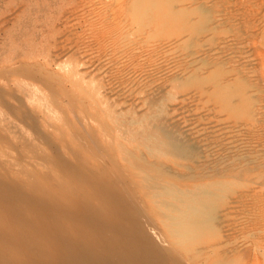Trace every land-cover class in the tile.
I'll list each match as a JSON object with an SVG mask.
<instances>
[{"label":"rangeland","instance_id":"1","mask_svg":"<svg viewBox=\"0 0 264 264\" xmlns=\"http://www.w3.org/2000/svg\"><path fill=\"white\" fill-rule=\"evenodd\" d=\"M153 1H158V5L154 6ZM259 18L264 21V0H0V184H3L0 186L5 188L6 182L8 186L17 182L15 186H19L23 197L27 191L43 193L47 198L50 196L57 206L81 192L77 196L81 199L80 195H83L82 199L86 201L90 199L91 205L96 207L100 201L97 203L95 189L90 186L105 173L111 184L114 182L113 185L117 186L119 182L118 185L126 191L136 185L135 191L131 192L133 195L137 193L134 196L136 201L139 199L137 204H140L141 211L140 214L134 213L138 217L132 218L135 222L130 234L142 238L137 240L139 243L143 239L146 243L149 240L156 247L160 242L159 248L163 249L167 238L166 222L157 213L170 212L164 211L161 202L178 203L182 190L211 184L214 179H209L206 174L214 167L212 164L217 158L215 166H225L232 155L238 157L245 153L238 148L235 149L238 152L233 151V147L230 150L228 146L231 134L240 133L241 137L236 135L243 137L239 124L244 120L241 99L245 93L246 61L254 55L251 44L263 25ZM248 30L253 33L254 40L247 34ZM194 78H204L207 83L195 86ZM256 82L255 94L259 93ZM221 87L228 90V96H219ZM234 88L243 90L237 101L233 100ZM157 140L168 142L158 148ZM172 143H183L184 146L178 148ZM190 145H196L199 157L193 160L180 158L181 151L186 150L184 147ZM130 152L145 158L140 160L147 162V170L141 167L139 170L135 165L136 159L127 158L126 154ZM82 165L86 170L93 169L86 171L80 168ZM125 166L128 168L124 170ZM75 167L76 170L80 168L77 172L84 176H80L82 179L93 173L90 178L86 177L89 182L81 180L77 172L72 173L71 169L75 170ZM158 167L162 170L159 171ZM185 168L192 172L188 173ZM111 171L114 175L108 173ZM159 173L163 177L158 176ZM166 173H169V178ZM170 173L176 177L171 179ZM144 174L153 180L145 183ZM178 175L181 179L177 178ZM176 178L180 181L176 182ZM171 184L176 188L175 198L158 196L159 186ZM68 185H71L70 189ZM249 186V190L259 194V185L253 183V187ZM72 191L77 194H72ZM240 191L238 188L233 196ZM16 200L18 197L14 205ZM19 201L22 208L27 206L24 200ZM18 203L17 207H20ZM127 206L124 210L130 211L129 215L133 214L134 211ZM2 207L0 216L8 208ZM27 207L23 213L28 218L33 211L30 208L28 211ZM61 216L53 217L60 218L67 226L74 221ZM254 217L247 212L245 215L240 213L224 223L223 230L230 228L231 232L239 225L233 235V239L237 234L240 237L234 239L238 248L250 246L255 238L261 240L262 236L259 237L260 233L251 225ZM144 225L145 229L152 226L150 231L154 229V234L152 231L149 234V229L142 230ZM17 226L15 224L14 228L20 229V225ZM139 234L143 235L140 237ZM262 254L264 248L260 256L256 255L255 259L254 256L252 259L245 257L239 264H248L252 262L250 259L253 264H264Z\"/></svg>","mask_w":264,"mask_h":264},{"label":"bare ground","instance_id":"2","mask_svg":"<svg viewBox=\"0 0 264 264\" xmlns=\"http://www.w3.org/2000/svg\"><path fill=\"white\" fill-rule=\"evenodd\" d=\"M153 2H154L153 3L154 6L158 5V4H156L158 1H156V2L153 1ZM238 2H240V1H238ZM261 3H262V1H261ZM259 9H260V7H259ZM250 12H253V11H250ZM254 16H256V14H254ZM256 17H259V16H256ZM256 17H254V18H256ZM250 18L251 17H249V19ZM246 19H248V18H246ZM260 19L261 18H259V20ZM253 20L255 21V19H253ZM231 22H232V20H231ZM257 23H260V22H257ZM258 28H260V27H258ZM248 29H249V27H248ZM254 30L256 31V29H254ZM247 34L249 35L250 38H253V33H250L249 30H248ZM255 36L257 39L255 38L256 39L255 41H253V42L251 41L252 42L251 45H253L251 47H252V50L254 52L253 58L248 59L246 61L248 67L246 66L247 71H246L245 77H244L245 86H243L244 84L240 83L245 88V90H244L243 87L242 88L240 87L241 89H243L245 91V93H243V97H242V95H240L243 90L241 91L240 88H236V89L234 88L235 92H234L233 100L237 101L236 98L238 99V97L241 96L242 97L241 101H243L242 102V109L244 110V120H243V122H240L241 124H239V126L241 127L240 131H241L243 137H242V139L239 138L240 133L234 132L236 134H239V136L236 134H231V136L229 135L230 140H229V146H228L230 150H231V147H233V149H232L233 151L238 152V150H235L236 148H238L239 150L240 149L245 150V153H244V155L241 153L242 156L238 155V157H236L237 155L236 156L232 155L233 157H231V159L229 160L230 162L228 161L229 162V163L227 162L228 165H225V166L219 165V164H217L215 166V162H217L219 160L217 158L218 160L216 159L214 164H212V165H214V167L212 166L210 172H207V174H206V177H209V179L210 178L214 179L211 182V184L204 185V187L203 186H194V188H192L190 190H186V191L182 190L180 199L178 198L179 199L178 203H171L168 201H162L161 200L162 201L161 204L164 208V211L166 210V211L170 212L169 214L168 213L163 214L161 212L157 213V215L159 214V216L163 217V219H165L164 222H166V224L164 226V229L166 231V237H167L166 242L164 244L165 249L159 248L161 246L160 242H159V245H157L158 247L157 246L155 247V245L150 244L149 240L146 243L145 242L146 240L144 241V239H143L139 243L137 240H140L142 238L138 239V238H136V235L135 236L133 235L134 233L132 234L134 237L130 234V230L133 226V223L135 222V221L133 222L134 219H132V218H134V216H135L137 219V217H138L137 214L135 215L134 213L135 212L139 213L141 211L139 208L140 204L139 205L137 204V201L139 199L137 201L135 200L136 199L135 198L136 192H134L135 196L131 192L132 190H134L133 188L136 185H134L132 187H130L131 186L130 185L129 187L132 188V190L126 191L123 188H121L122 186L120 187L118 185L119 182L117 183V186L113 185L114 180L112 181L113 184H111V182H110L111 180H109L110 177H108V175H106L104 173V175H105L104 177L102 176L103 175L102 174L100 177H98V178L96 177L97 179L94 180V182L91 179L94 186L92 184H90V185H92V186H90L88 183V185L91 188L94 187L93 189H95L94 194H96V195H94V196H97V198H98L97 203L100 201V204L98 206L95 207V206L91 205V203L89 202L90 199H88L90 196H87L88 197L87 199L89 201H86V199L85 200L82 199L83 195H80V197H81V199H80L77 195L79 193L81 194V192H78V194H77L76 192H73L74 191L73 189H71V190H73L72 194L74 193L77 195H71L70 196V194L68 193L69 195H67V196H70L71 199L67 200L66 202H63V204L60 203V205L57 206V205H55L56 204L55 201L52 198H50V196L47 198V196H44L45 194H43V193H42V195L39 193H33L32 194V193H29L27 191L28 194L25 193L26 195H24V197H23L21 194H24V193L20 192L19 186L18 187L15 186V185H17V182H16L17 180L15 179L16 184L14 185L12 183L13 186L12 185L8 186V182H6L7 187L2 188V186H0L1 187V189H0V209L3 205H4L3 206L4 208L2 207L3 209H5V206L6 207L8 206V208H6L7 210L4 211V214L2 213V215L0 216V264H239L243 260V258H245V257L252 259L251 256H254L253 259H255L256 255L260 256L261 251L264 248V245H263V242H264V51H263V48H264L263 47L264 46V21H263L262 27L258 30V32L256 33ZM233 40H235V39H233ZM239 40H240V38H239ZM245 40H246V38H245ZM253 40H254V38H253ZM232 43H234V42H232ZM208 52L210 53L211 51H208ZM254 71L256 72V76H254V78H253L252 74ZM244 72H245V70H244ZM229 74L232 75L231 73H229ZM204 78L203 79L202 78H194L193 84L195 86H200L201 84H204L205 83ZM188 80H189V78H188ZM255 80H257L256 87L259 89V93H257V94H255V90H254ZM208 81H209V76H208ZM242 82H243V80H242ZM191 84H192V82H191ZM229 84H231V83H229ZM237 84H239V83H237ZM220 94L222 95V97L228 96V90L223 89V87H221L219 90V96H221ZM229 95L231 96V94H229ZM75 101H76V99H75ZM19 110H21V109H19ZM23 111H25V110H23ZM95 120H96V118H95ZM238 130H239V128L237 129V131ZM167 142H168L167 140H162V141L157 140L156 141L157 147L159 148V147L165 145ZM219 142H221V141H218V143ZM209 143H211V142H209ZM120 145H121V143H120ZM172 145L177 146L178 148H181L184 146L183 143H172ZM221 145L222 144H220V146ZM121 146H123V145H121ZM184 148L186 150H184L183 152L181 151V154L179 156L180 158L182 157L184 159L193 160V159L199 157V152H198L196 145H194V146L190 145V146L184 147ZM125 149L127 150V148L124 147V150ZM242 150H240V151H242ZM92 151H93V149H92ZM120 153H124V152H120ZM104 154L105 153H103L102 155H104ZM122 155H124V154H122ZM113 156H115V155H113ZM126 156H127V158L129 157V158L136 159L137 163L135 162L136 163L135 165L138 167L139 170H140L139 167H141L144 170H147V167L145 166V165H147L146 164L147 162L140 160V159H145V158H142V156H140L141 158H139V156L133 152L127 153ZM225 156H227V159L229 158L228 155H225ZM55 157H57V156H55ZM221 158H223V157H221ZM224 158H226V157H224ZM90 159H92V158H90ZM101 159L104 160L103 157ZM110 159L112 160V158H110ZM61 160H62V158H61ZM111 160H110V163H111ZM114 160H116V158ZM56 161H58V160H56ZM140 161L144 162V164H142V163L139 164ZM116 162H114L113 164H115ZM222 162L223 161H221V163ZM103 163L106 166L105 161ZM84 165H82V167H80V168L85 169ZM148 165H150V164L148 163ZM153 165H155V164H153ZM210 165H211V163L208 166L206 165L207 168L210 167ZM150 166L153 167L152 164ZM57 167H59V166L57 165ZM109 167H110V164H109ZM118 167L120 168V166H118ZM190 167H192V165ZM190 167L187 169H190ZM90 168H88V169H90ZM125 168L127 169L128 167L125 166L124 170H125ZM163 168L165 169L166 167H163ZM167 168L168 169H166V171L169 170V167H167ZM72 169H71V171H74V172H72L74 174H76L75 172H77L79 170V169L76 170V167H75V170H74V168H72ZM83 169H81V170H83ZM92 169L93 168H91L90 170H92ZM114 169H116V166ZM132 169H133V167H132ZM134 169H135V167H134ZM157 169H159V171L162 170V168L160 169L159 167ZM193 169H195V168H193ZM201 169H203V168H201ZM68 170L70 171V169H68ZM100 170H101V168H100ZM103 170L104 169L102 167L101 171H103ZM118 170H121V169H118ZM69 171L67 174H69ZM96 171H98V170H96ZM154 171L155 170H153V172ZM81 172L84 173V171H81ZM104 172H106V171H104ZM111 172H108V173H110L111 175L112 174L114 175L113 171H111ZM158 172L156 173V175L158 174ZM169 172H171V171H169ZM190 172H192V171H190ZM190 172L188 171V173H190ZM121 173H123V172H121ZM124 173H127V170ZM77 174H78V172H77ZM85 174H86V172H85ZM91 174L93 176V173H91ZM91 174L90 175L86 174V177L91 176ZM162 174L159 173L158 176L161 175L163 177ZM200 174L201 173H199V175ZM202 174L204 177V173H202ZM99 175H100V173L98 174V176ZM116 175H118L117 172H116ZM172 175L173 174H171L170 178L176 177L175 175H173V176ZM80 176H81V174L79 175V177ZM126 176H127V174H126ZM133 176L136 177L135 174ZM178 176H177V178L181 179L180 176L179 177ZM81 177L84 178V176H81ZM86 177H85V179L81 178V180H87ZM165 177H167V176H165ZM196 177H202V176H196ZM8 178H6V180ZM119 178L121 179V177H119ZM124 178L128 179V177L127 178L124 177ZM168 178H169V175H168ZM188 178H190L189 175H188ZM171 179H173V178H171ZM179 179H177L176 182H179L180 181ZM183 179H185V178H183ZM192 179L187 180V178H186L187 181H191ZM8 180H11V179H8ZM20 180H19V182H20ZM75 180H76V178H75ZM150 180H153V177H151L147 174H144L143 181H145V183H146V182H149ZM186 180H185V182H186ZM201 180H203V179H201ZM72 181L77 182L78 180L77 181L72 180ZM123 181H124V179H123ZM181 181L183 182V180H181ZM192 181H194V180H192ZM44 182L46 183V181H44ZM69 182L71 183V181H69ZM126 182H128V181H126ZM253 183L259 185V187H260L259 188L260 192L257 195H256V191H254L253 189L249 190V187H250L249 185H251V187H253L252 186ZM72 184H77V183H72ZM85 184H87V182ZM65 185H63V186H65ZM124 185H123V187H125ZM142 185L143 184H141V187L143 188ZM154 185H156V184H154ZM38 186H40V184ZM47 186L48 185L46 184V187ZM55 186H53V187H55ZM70 186L68 185L67 188H69ZM126 186H128V185H126ZM151 186H153V185H151ZM29 187H31V186L29 185ZM49 187H51V186H49ZM49 187H48V190L51 189ZM81 188H82V186H81ZM238 188L241 189L240 193L237 192L238 194L236 196H233V193L236 194L235 191ZM59 189H57V190H59ZM83 189H85V188H83ZM154 189H155V187H154ZM157 189H159V191L157 193L158 196L159 195L160 196L169 195V196H172L174 198L177 196L176 188L173 185L172 186L163 185V186H159ZM21 191H24V190H22V188H21ZM64 191L65 190H62V192H64ZM84 191H82V192H84ZM91 192L93 193V191H91ZM45 193H46V191H45ZM178 193H179V191H178ZM50 194H51V192H50ZM83 194L85 196V193H83ZM87 194H91V193H87ZM17 197H18V201H19L20 197H21L20 198L21 202L24 200L25 204L28 206V207L26 206L28 211H30L32 209L33 212L30 211V213H32V215L29 216L28 218L25 217V215L23 213V211L26 207L22 208L17 200H16L17 202L15 204L16 206L13 204L14 200ZM22 198H24V199H22ZM64 198H66V195ZM83 198H86V197H83ZM57 199H58V197H57ZM60 199L63 200L62 196L60 197ZM91 199H93V198H91ZM257 199H258V201L256 202ZM24 202H23V204H24ZM51 202H53L52 207H51ZM17 203L20 207H17ZM127 205L129 206L130 210L134 211L133 212L134 215L131 212L133 217L131 216V214L129 215L130 211L128 212L127 210H124L125 209L124 207ZM29 208H30V210H29ZM141 208H142V206H141ZM246 212L256 216L251 221L253 223L251 225L254 229H256V231H258L261 234V235L259 234V237L262 236V237H260L261 238L260 241H263V242H260L259 239L256 240V238L255 239L253 238L254 240H252L251 244L249 243L250 246L238 248L237 245H235L236 242H234V239H236L238 237V234H237V237L234 239H233V235H234V233H236L235 230L239 225L235 229H233V232L230 231V228L227 230H223V228H224L223 225L227 219H231L232 217H235V216L238 217L240 213H244V215H245ZM57 213H60L63 216H61ZM56 214H57V216H56ZM154 214H156V212ZM236 214H238V215H236ZM124 215H126V218L124 217ZM144 215H145V213H144ZM53 216H55V218L58 216H61V217L66 216V218L68 217L70 219H74V221L72 220V222H73L72 223L71 220L69 219L70 220L69 222H71L72 224L67 226L66 223H64L63 221H60V218H59V220L54 219ZM242 217L243 216H241V218ZM245 217L243 218L244 221H245ZM139 218H138V220H139ZM66 221L67 220H65V222ZM239 221H240V219H239ZM229 222H230V220H229ZM235 222H236V220H235ZM15 224H16V226H17V224L20 225V229H16V227L14 228ZM138 224H140V223L138 222ZM135 226H136V224H135ZM135 226H134V228H135ZM138 227L136 226V228H138ZM149 227L147 229H149ZM227 227H228V225H227ZM247 227H249V226H247ZM17 228H18V226H17ZM140 229H141V227H140ZM143 229H145V225H144V228H142V230ZM147 229H145V230H147ZM150 229H152V226ZM150 229H149V234L151 231L153 232L152 234H154V229L151 231H150ZM240 229L241 230L243 229L242 226ZM156 233H157V231H156ZM244 233H246V232H244ZM254 233H256V232H254ZM143 234H139L140 237ZM149 234H148V236H149ZM152 234L149 237H151ZM242 235L243 234H241L240 236H242ZM144 236H147V235L144 234ZM243 236H242V238H243ZM252 237L253 236H251V239H252ZM154 239H155V237H154ZM238 239H240V237H238ZM159 240H162V238L160 239V236H159ZM157 241H158V239H157ZM243 241L246 242V240H241V242H243ZM248 241L249 240L247 239V242ZM240 245H241V243H240ZM245 245H247V243ZM161 250H163V251H161ZM251 259H250V261L253 262V260H251ZM252 262H250V263L247 262V263L251 264Z\"/></svg>","mask_w":264,"mask_h":264}]
</instances>
